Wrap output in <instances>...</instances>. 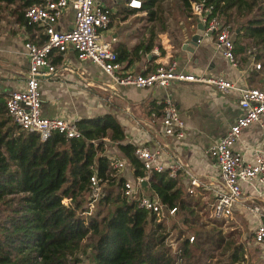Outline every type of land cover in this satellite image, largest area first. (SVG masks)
Listing matches in <instances>:
<instances>
[{"label": "trees", "instance_id": "trees-1", "mask_svg": "<svg viewBox=\"0 0 264 264\" xmlns=\"http://www.w3.org/2000/svg\"><path fill=\"white\" fill-rule=\"evenodd\" d=\"M13 1L17 2L0 3ZM45 1L23 0L17 18L26 23L23 9ZM162 1L141 0V7L135 9L145 10L148 18H162ZM180 1L192 15V0ZM206 2L212 5V13L230 25L236 50L256 47L261 68L252 69L249 82L264 88L259 82L264 74V0ZM128 8L125 14L131 12ZM28 25L31 29L35 24ZM55 54L52 61L56 63L61 52ZM164 106L163 101L158 104L162 113ZM76 123L78 137L54 132L41 140L37 132L21 129L13 121L5 100L0 99V264H84L83 260L93 264H238L242 260L243 243L233 233L225 234L220 222L201 221L167 170L150 172L151 195H157L164 208L176 207L182 225L193 230V241L185 236V229H179L175 244L167 243L164 219L156 221L155 214L123 195L121 181L108 183L87 214L90 175L96 171L103 180L110 178L109 160L100 154L104 138L117 142L134 176H146L147 171L134 153L136 145L121 142L124 129L113 113ZM65 198H69L67 204Z\"/></svg>", "mask_w": 264, "mask_h": 264}, {"label": "crops", "instance_id": "crops-1", "mask_svg": "<svg viewBox=\"0 0 264 264\" xmlns=\"http://www.w3.org/2000/svg\"><path fill=\"white\" fill-rule=\"evenodd\" d=\"M22 1L0 3V99L4 100L12 90L21 89L25 85L28 59L24 42H38L40 36L44 35L42 26L30 25L29 29V23L17 18L22 10L18 5ZM101 2L112 10L110 22L102 31L103 38L111 40L120 56L118 59L122 68L127 71L146 73L159 63L175 60L178 67L186 72L238 78L251 85L249 74L254 66L247 51L234 48L238 66L231 68L227 60L215 50L214 35L204 37L191 50L182 47L184 35L189 37L198 28L197 18L193 15L175 19L178 26H170L164 33H158L156 23L161 24L162 18H148L145 10L135 8H128L131 12L125 14L127 6L122 0ZM72 20L73 10L68 8L62 18L55 22V26L69 28ZM61 62L67 67L61 73L40 77L42 113L48 116H72L76 119L113 113L124 129L125 137L121 142L157 149L159 158L166 162L174 154L180 156L185 165L173 178L177 180L191 207L199 212L208 211L211 217L210 203L214 200L215 190L220 187L219 169L204 149L223 135L241 112L237 94L234 91L222 93L205 83L187 80L174 82L166 88L112 84L97 64L78 59L72 49L60 54L56 63ZM259 82L264 83V74ZM167 93L186 121L185 136L181 140L166 137L162 132L163 113L158 104ZM103 140L104 147L100 154L126 160L116 141L108 138ZM234 146L243 152L246 159H251L253 148H264V133L256 123H252L242 130ZM120 172V181L136 177L129 163ZM146 174L148 179L150 173ZM191 176H196L201 185L193 193H188L186 188ZM142 190L151 194L149 182L148 189ZM248 191L245 188L244 195ZM248 203L249 200H246L237 204L234 212L240 215L247 213L250 217L248 227L252 239L255 223L245 209ZM234 224L236 228H241L240 223Z\"/></svg>", "mask_w": 264, "mask_h": 264}, {"label": "built area", "instance_id": "built-area-1", "mask_svg": "<svg viewBox=\"0 0 264 264\" xmlns=\"http://www.w3.org/2000/svg\"><path fill=\"white\" fill-rule=\"evenodd\" d=\"M122 1L130 8L141 7V0ZM68 8L73 10L72 25L69 28H57L55 22L62 18ZM190 8L192 15L198 17L203 25L196 43H200L204 37L214 35L215 50L227 60L231 68H236L238 59L234 52L233 30L230 25L212 13V5L206 0H192ZM111 13V8L101 0H46L43 3L34 2L24 9L26 22L42 26L45 37L41 43L31 40L24 42L28 59L25 85L21 89L12 90L5 98V106L12 120L21 129L37 132L41 140L54 132L67 137L81 135L76 118L66 115L48 116L41 111L40 77L61 73L67 68L64 62H53L52 56L68 49H72L78 59L97 64L112 84L166 88L174 82L187 80L205 83L222 93L234 91L241 112L223 135L204 149L205 154L215 161L219 169L220 187L215 190L210 212L212 219L216 221L227 220L232 217L237 204L249 200L245 209L254 218L252 239L263 248L264 260V148H253L251 159H246L243 152L234 146L242 130L252 123H256L264 133V88L251 86L238 78L186 72L178 67L175 60L159 63L146 73L127 71L122 68L111 40L103 38L102 31L108 26ZM255 50L256 47L251 46L247 52L253 66L261 68V61L256 59ZM162 101L165 104L161 116L162 132L166 137L181 140L185 136L186 121L170 94L167 93ZM134 153L142 161L147 173L152 170H167L168 175L174 177L185 165L178 154H174L167 162L162 161L157 149L147 145H136ZM106 157L109 160L106 173L110 178L103 180L96 171L90 175L87 214L91 213L96 201L103 194V183L115 179L113 170L119 172L128 163L127 160L115 156ZM144 179L146 176L122 180V194L129 200H135L138 207L155 214L158 222L175 215L176 207L164 208L157 195L142 190L141 182ZM200 185V180L191 176L187 192L193 193ZM245 188L249 190L247 195H244ZM68 199L65 198L64 203L67 204ZM193 239V236L189 237L190 242Z\"/></svg>", "mask_w": 264, "mask_h": 264}, {"label": "rangeland", "instance_id": "rangeland-1", "mask_svg": "<svg viewBox=\"0 0 264 264\" xmlns=\"http://www.w3.org/2000/svg\"><path fill=\"white\" fill-rule=\"evenodd\" d=\"M105 1L110 3L111 0ZM188 12H190V10L185 9L180 0H163L161 2L162 22L161 24L156 23L157 32L164 33L170 26H178V23L175 19L188 16ZM231 26L234 28V24H231ZM113 174V177L115 178L113 181L110 179V182L103 183L102 187L104 191L108 183L117 184V182L120 181L119 178L122 173L120 171L118 172L113 170ZM196 212L200 215L201 221H209L212 219L208 211L203 210L202 212H199L196 210ZM249 218L250 217L247 216V213L240 215V213L234 212L231 218L217 222L222 224L225 234L229 232L233 233V236L236 237L238 241L243 243L245 250L243 252V258L238 264H264L262 248L253 243V240L251 239V230L248 227ZM181 219L182 216L181 214H178V212H176L175 215L164 218L162 225L164 227V232L167 234V243L175 244V238H177L179 229H185V236H194L193 230L184 227L181 223ZM235 222L238 224L240 223L241 228H236L234 224ZM174 226L176 228H174ZM247 241H250V243L248 244ZM83 263L93 264L87 260H83Z\"/></svg>", "mask_w": 264, "mask_h": 264}, {"label": "water", "instance_id": "water-1", "mask_svg": "<svg viewBox=\"0 0 264 264\" xmlns=\"http://www.w3.org/2000/svg\"><path fill=\"white\" fill-rule=\"evenodd\" d=\"M197 21H198V28H197V30L195 32H193L189 37L186 34L184 35V42H183L182 47L185 48V49L191 50L196 45V40H197V38L200 35L201 28L203 27V25L200 22V20H199L198 17H197ZM141 186H142V188H144V190H147L148 189V179H144L141 182Z\"/></svg>", "mask_w": 264, "mask_h": 264}]
</instances>
